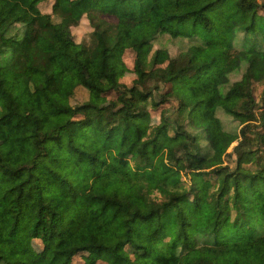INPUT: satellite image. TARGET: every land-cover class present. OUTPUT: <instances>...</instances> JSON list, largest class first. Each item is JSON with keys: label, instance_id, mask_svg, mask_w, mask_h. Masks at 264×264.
I'll use <instances>...</instances> for the list:
<instances>
[{"label": "trees", "instance_id": "obj_1", "mask_svg": "<svg viewBox=\"0 0 264 264\" xmlns=\"http://www.w3.org/2000/svg\"><path fill=\"white\" fill-rule=\"evenodd\" d=\"M259 83L264 0H0V264H264Z\"/></svg>", "mask_w": 264, "mask_h": 264}, {"label": "rangeland", "instance_id": "obj_2", "mask_svg": "<svg viewBox=\"0 0 264 264\" xmlns=\"http://www.w3.org/2000/svg\"><path fill=\"white\" fill-rule=\"evenodd\" d=\"M41 9L44 13H50L51 11V2L49 3H43L41 5ZM52 19L54 22H59V19L57 16H52ZM90 33V26L88 24L87 21H83L81 22V24L73 29V34L75 37L76 42L81 43L82 41H84L85 39L88 38ZM161 42H164V40H161ZM158 47V46H156ZM133 63H134V54L132 52H126L125 55L123 56V58L121 59V63L117 64V60L115 57H113L108 65L111 69L115 70L116 72H119V76L118 79L120 82L126 83L127 85H131L133 79L135 78L134 75V71H133ZM96 69V65H92L90 66V73H94V70ZM264 92V83H259L255 85L254 88V94L257 98H259L262 93ZM77 98H76V102L77 103H81V102H85L89 99V93L85 90V89H78L77 90ZM92 99L98 103V104H102L103 102L98 100L96 97H92ZM5 130L6 128L4 126H1L0 124V141H2L4 139V134H5ZM33 155V151L31 149L28 148H24L18 151L17 153V157H15L12 161H11V165L13 167H15L19 162H24V161H30L31 157ZM105 189V193L106 195L109 196H116L118 198H120L122 201H125L127 203H129L132 207H135L139 204V198L137 197V195L133 194L132 192H130L129 190H123L119 187L118 184H114V183H110V182H103L102 183ZM46 191H50V193H52L50 195V197L52 199H54V202L56 204V207L58 209H60V211L64 212V214L66 215L67 219H70L73 215V210L71 209L70 203H71V199L70 198H66L63 196H55V192L53 191L52 185L51 184H46L45 186ZM81 192L84 191L83 189L80 190ZM54 192V193H53ZM76 195L79 193V191L74 192ZM111 209L108 210V217L109 215H111ZM27 222H25V224L23 225L24 227V231H25V227L27 228ZM120 226L124 228V220L120 219ZM140 228V225H136L135 226V231L138 232ZM22 230V232H24ZM23 234V238H26V234L27 232L22 233ZM22 236V235H21ZM21 246H23L26 250H29L32 253L38 252L39 248L41 247L40 242H35V241H29V240H25L22 242ZM75 264H87L86 258L85 257H80Z\"/></svg>", "mask_w": 264, "mask_h": 264}]
</instances>
